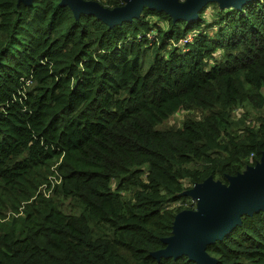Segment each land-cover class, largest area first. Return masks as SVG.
Segmentation results:
<instances>
[{"label": "trees", "instance_id": "1", "mask_svg": "<svg viewBox=\"0 0 264 264\" xmlns=\"http://www.w3.org/2000/svg\"><path fill=\"white\" fill-rule=\"evenodd\" d=\"M244 103L263 112L235 116ZM181 110L195 115L161 126ZM263 153L264 0L210 1L193 20L147 6L113 26L61 0H0V264H198L152 255L195 207L175 203ZM207 251L264 264V209Z\"/></svg>", "mask_w": 264, "mask_h": 264}, {"label": "water", "instance_id": "2", "mask_svg": "<svg viewBox=\"0 0 264 264\" xmlns=\"http://www.w3.org/2000/svg\"><path fill=\"white\" fill-rule=\"evenodd\" d=\"M32 0H24L29 3ZM210 1H217L220 7H241L249 0H125L113 8L97 0H61L68 5L77 17L81 13L94 14L111 26L125 20L139 17L145 7L164 10L174 19L193 20L199 11ZM198 198L197 210L184 209L174 220L173 233L163 239V248L152 252L158 259L162 256L187 254L198 264H218V259L207 251V246L222 239L237 224L242 222V214L264 209V153L254 165L236 175L228 176V183L212 176L182 195Z\"/></svg>", "mask_w": 264, "mask_h": 264}, {"label": "rangeland", "instance_id": "3", "mask_svg": "<svg viewBox=\"0 0 264 264\" xmlns=\"http://www.w3.org/2000/svg\"><path fill=\"white\" fill-rule=\"evenodd\" d=\"M106 1V0H103ZM211 13V11H210ZM244 111L249 112L253 116L258 114L259 112H263L259 109H256L249 103H244L243 105H239L235 110H234V115L235 116H240ZM187 115H195V112H190L187 110H181L171 116L169 119H167L165 122L162 123L161 126H181L183 123L184 118ZM192 195H187V197L181 198L178 200V202L175 203V205H180V204H185V205H193V209L197 210L198 206V201L199 199L194 197L196 194L191 193ZM59 206L62 210L68 213H79L80 212V207L74 203V201L70 197H59Z\"/></svg>", "mask_w": 264, "mask_h": 264}, {"label": "built area", "instance_id": "4", "mask_svg": "<svg viewBox=\"0 0 264 264\" xmlns=\"http://www.w3.org/2000/svg\"><path fill=\"white\" fill-rule=\"evenodd\" d=\"M97 1L101 2V1H103V0H97ZM119 1H120L121 4H124V3H125V0H119ZM44 191H45V189H44ZM46 194L48 195L49 192H47Z\"/></svg>", "mask_w": 264, "mask_h": 264}]
</instances>
